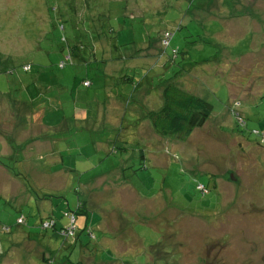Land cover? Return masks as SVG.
I'll use <instances>...</instances> for the list:
<instances>
[{"label": "rangeland", "instance_id": "rangeland-1", "mask_svg": "<svg viewBox=\"0 0 264 264\" xmlns=\"http://www.w3.org/2000/svg\"><path fill=\"white\" fill-rule=\"evenodd\" d=\"M169 83L211 105L185 139L146 118ZM105 138L130 189L84 181L121 163ZM77 200L93 240L57 263L264 264V0H0V264H44Z\"/></svg>", "mask_w": 264, "mask_h": 264}, {"label": "trees", "instance_id": "trees-1", "mask_svg": "<svg viewBox=\"0 0 264 264\" xmlns=\"http://www.w3.org/2000/svg\"><path fill=\"white\" fill-rule=\"evenodd\" d=\"M165 37H166V46H165L166 48L168 46L169 40L171 39L172 35L168 32H165ZM172 54L175 55L176 51L173 50ZM69 58L70 56L68 55L66 60H68ZM64 65H65V61L59 62L60 69L61 66L63 68ZM123 78L126 79L123 80ZM121 79L123 81H128L127 77H122ZM90 84L91 82L87 78L83 79L81 82L82 88L84 89L88 88ZM161 96L163 101L162 107L158 111L149 112L146 118L149 119L154 132L162 137L164 136V137H175L179 139H185L189 137L194 130L202 128L206 124L211 114V105L208 102L202 100L201 98L193 94L187 93L177 88L171 83L165 85L162 88ZM235 104L236 103H234V105ZM237 117L239 116L237 115ZM241 119L242 121L240 125L242 126L244 125V119L242 117ZM114 142L116 143L119 141H114ZM117 147L118 146L112 143L109 151H114L119 149L120 157L126 154L127 151L124 147H119V148ZM139 156L142 160H144L143 158L144 156L142 155V153H140ZM17 162L19 163L18 160ZM86 215H87V211L84 208V205L80 203L79 200H77L74 210L66 211L62 216L64 219H66V224H67L66 226L63 225L62 227L56 229L55 222L54 220L52 221L51 219H44L38 222L39 227L42 230L51 229V232H54L57 237L62 239L64 244L66 243V248L65 247L63 248L64 250L59 254V258H63L64 256H66V260H67L68 259L67 255L70 256L73 255V251H71L72 249L75 248V246L73 245L76 242L81 245L82 240L85 236H87L90 241L93 240V234H92L93 231H91L92 227L90 228V226H88L86 221ZM80 216H85V218L84 221L79 222L78 224V218ZM71 219H73V222H71ZM26 221L27 220L23 215H19L16 218L17 226L25 225ZM67 228L72 229L71 235H66L63 233L66 232ZM0 230L2 231V233H7L10 229L9 227L3 226L1 227ZM28 237L29 239H31L30 235ZM84 250L85 248H83V246L81 245L80 252H84ZM74 256H76L75 253ZM76 257L78 258V253ZM56 259H58V257H56L54 260H50L49 262L48 260L41 258V261L44 264H46V262L47 264H54V263L62 264V263H57Z\"/></svg>", "mask_w": 264, "mask_h": 264}, {"label": "crops", "instance_id": "crops-1", "mask_svg": "<svg viewBox=\"0 0 264 264\" xmlns=\"http://www.w3.org/2000/svg\"><path fill=\"white\" fill-rule=\"evenodd\" d=\"M40 141H42L41 143H44V140H40ZM108 141V139L107 138H105V139H103V140H96V142L95 141H93L92 142V148L94 149V147L95 146H99V147H101V149H103V150H99V152H96L95 150H94V152L95 153H104V152H108L109 151V149L111 148V144L110 143H108L107 142ZM121 142V141H120ZM122 161H123V156L122 157H120V162L121 163H119V164H117L116 166H114L113 168H111V169H109L108 171H104V172H102V173H98V174H90L89 175V177L88 178H84V181H88V183L90 182V179H97V178H100L101 176H102V174H104L105 172H108V173H110V176L108 177V179H112V178H114V179H112L113 181H114V185L116 186V188H115V190H116V193L117 192H120V191H122V190H125V189H127V187L130 189V187H129V182H128V180H126L124 177H122V171H123V169H122ZM88 171V170H87ZM12 180V179H11ZM123 180H125V181H123ZM83 181V182H84ZM77 182V181H76ZM78 183H82V182H78ZM129 192H132V193H134V191H133V189H131V191H129ZM119 195V194H118ZM121 197H124V198H128V194H126V195H120V198ZM16 198V197H15ZM29 200V199H28ZM32 201H31V204L33 205V206H35V207H43L44 208V213H47V211L48 210H50V208H51V202H46L45 203V198H44V201H42V202H37L35 199L33 200V199H31ZM44 202V203H43ZM83 203V202H82ZM103 207V206H102ZM104 207H107V205H105ZM102 208V209H105V208ZM86 209V208H85ZM102 209H101V211H100V215L98 216L99 218H98V221H97V223H96V225L93 227V229H98V230H101V228L104 230V232H103V230H101V232H102V236H103V239H107L108 241H110V242H113V240H112V236H114V234L112 233V231H111V229L113 230V232L115 231L114 229V227H111V229H110V225L108 224V223H106L105 224V226L103 225L104 224V219H103V215L101 214V212H102ZM107 209V208H106ZM91 210H93V209H86V211H87V214H89V213H95V211H91ZM98 211V210H97ZM50 215V214H49ZM120 221V220H119ZM1 227H3V226H1ZM1 227H0V229H1ZM0 232L2 233V231L0 230ZM10 232V230L7 232V233H2V234H8ZM29 235L28 234H26L25 236L23 235L22 236V238H24L25 239V241H31V239H29V237H28ZM20 238H21V234H20ZM124 240V239H123ZM129 242V241H128ZM128 242H122V247H124V248H129V245H128ZM77 244H79V243H75L73 246H75V247H77ZM80 245V244H79ZM66 248V243L64 244L63 243V241H62V239H60L59 237H57L56 236V234L54 233V232H52L51 234H50V237L48 238V242H46V244L44 245V248L43 249H39V251L38 252H40V253H42V251L44 252V253H42L43 255L41 256V258H44V255H45V253H47V255L48 254H51V255H53V257L54 258H51V259H55L56 257H59V254L64 250L63 248ZM80 247H81V245H80ZM108 251V250H107ZM109 252V251H108ZM9 253H11V252H9ZM84 254V253H83ZM6 255V254H5ZM5 255L3 254V257H5ZM9 254H8V252H7V256H8ZM84 255H88V254H84ZM48 257V256H47ZM50 258V257H49ZM45 259V258H44ZM89 259H91L90 258V256L88 255V257L87 258H85L84 260H89ZM46 260H48L47 258H46ZM48 261H50V260H48ZM91 262H93L92 260H91Z\"/></svg>", "mask_w": 264, "mask_h": 264}, {"label": "built area", "instance_id": "built-area-1", "mask_svg": "<svg viewBox=\"0 0 264 264\" xmlns=\"http://www.w3.org/2000/svg\"><path fill=\"white\" fill-rule=\"evenodd\" d=\"M200 187L202 188L203 186L201 185ZM71 222H73V219H71ZM71 230H72L71 228H67L66 232H63V233L66 234V235H71L72 234L71 233L72 232Z\"/></svg>", "mask_w": 264, "mask_h": 264}]
</instances>
